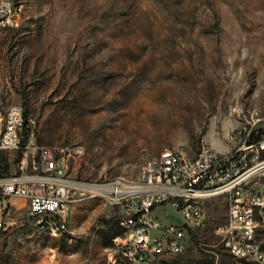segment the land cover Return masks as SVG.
Wrapping results in <instances>:
<instances>
[{"label":"rangeland","instance_id":"1","mask_svg":"<svg viewBox=\"0 0 264 264\" xmlns=\"http://www.w3.org/2000/svg\"><path fill=\"white\" fill-rule=\"evenodd\" d=\"M23 1L19 25L0 29V103L27 108L39 144L67 147L71 177L136 179L166 147L228 151L233 104L264 111V0ZM16 157L0 152V175L15 171ZM204 206L186 248L153 264H241L217 233L227 199ZM27 211L23 198L0 201L10 223L0 229V264H42L49 248L63 264H106L122 232L106 198L72 205L62 233L41 232ZM157 212L181 220L171 206Z\"/></svg>","mask_w":264,"mask_h":264},{"label":"built area","instance_id":"2","mask_svg":"<svg viewBox=\"0 0 264 264\" xmlns=\"http://www.w3.org/2000/svg\"><path fill=\"white\" fill-rule=\"evenodd\" d=\"M21 19L17 0H0V29L16 27ZM232 111L238 119L232 149L202 144L191 154L184 147H166L141 165L136 179L115 183V177L83 181L68 175L67 147L39 144L35 118L26 116L21 104L0 103V152L17 155L15 171L0 175V201L6 206L12 197L23 198L34 226L62 233L72 205L83 198H106L119 207L122 229L113 240L119 250L108 248L106 264H153L157 257L182 252L189 228L206 218V201L223 196L229 214L217 233L226 249L241 257V264H264V111L239 103ZM162 206H171L181 220L164 221L157 212ZM9 226L1 214L0 229ZM58 256L49 248L42 264H63Z\"/></svg>","mask_w":264,"mask_h":264},{"label":"bare ground","instance_id":"3","mask_svg":"<svg viewBox=\"0 0 264 264\" xmlns=\"http://www.w3.org/2000/svg\"><path fill=\"white\" fill-rule=\"evenodd\" d=\"M17 7H21V12L23 13L24 9H25V2L23 0H17ZM156 157V155L148 158L147 160L144 161V163H146L147 161H153V159ZM115 183H125L124 179H120V178H115ZM65 222L66 221V216H65ZM68 225V224H67ZM37 228L41 231V232H48V226H37ZM68 229V228H67ZM64 232V231H63ZM51 233V232H48ZM55 233V232H54ZM113 240H117V234L115 236H113L112 238V242L110 247H112V250H119V242H113ZM237 259L240 260L241 262V257L239 256H235Z\"/></svg>","mask_w":264,"mask_h":264},{"label":"trees","instance_id":"4","mask_svg":"<svg viewBox=\"0 0 264 264\" xmlns=\"http://www.w3.org/2000/svg\"><path fill=\"white\" fill-rule=\"evenodd\" d=\"M24 110H25V114H26V116H27V115H28V110H27V108H25ZM3 162H5V161H0V164L3 163ZM3 165H4V167H5L6 169L9 168V165H8L7 163H6V164L4 163ZM0 240H2V239H0ZM234 257H235V256H234ZM209 264H215V261L212 260V261H210Z\"/></svg>","mask_w":264,"mask_h":264}]
</instances>
